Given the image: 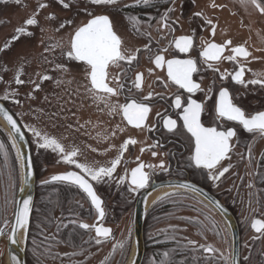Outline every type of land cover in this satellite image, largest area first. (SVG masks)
Instances as JSON below:
<instances>
[{"label":"flooded vegetation","instance_id":"obj_1","mask_svg":"<svg viewBox=\"0 0 264 264\" xmlns=\"http://www.w3.org/2000/svg\"><path fill=\"white\" fill-rule=\"evenodd\" d=\"M259 2L264 5V0H259ZM135 3L136 0H129L128 6ZM114 8L117 12H114L111 16L107 15L113 22L114 30L123 39L124 49L128 54H136V49L141 51L138 53V63L134 62L131 70L124 62H121L119 67H109L108 82L110 86L117 87L116 78H119V83L125 86L118 97L112 98V102L122 105L131 102L132 99L142 100L145 95L152 92L154 99L150 102L146 101V103L151 104L152 111L143 128H134L127 123L122 113L110 114L109 109L103 104L97 105L93 101L91 93L86 90L88 81L85 78V72H83L84 86L81 87L82 89L79 92L81 104V109L78 112L79 127L70 126L64 129L68 130L79 141H83L89 152L93 156L99 157V162L105 167H109L111 161L117 158L119 150L126 140L129 138L136 140L137 143L129 145L128 149L123 153L122 166L119 165L117 167V169L121 167L124 171V185L128 189L130 187V172L137 167L138 163L157 166L154 170L145 168V171L149 172L151 176L149 186L131 194L133 203L131 214L129 215L132 222L129 248L124 247L121 249L116 247L119 244V238L114 226L118 225L119 214L113 210L111 218H109L110 214L106 209L107 198L100 192L99 183L90 181L97 195L102 200V207L105 210V217L102 221H99V225L111 229L112 234L107 239L99 238L101 243L97 244L94 230L86 231L78 227L80 222L89 225H94L98 222V213L86 194L77 187L65 182H53L49 179L48 183H43L42 185L46 187H48L47 185L58 184L68 186L67 188L79 194L77 196H79L81 201L80 204H84L82 207H84L85 212H82V209L80 211L77 208L72 209L69 205H66L62 210L61 205L54 198L44 197L42 199L40 197L38 191L43 187H39L36 179L33 206L37 226L36 234L33 236L35 238L34 249L36 252L32 256H29L26 252L25 262L26 264H126L132 251L133 253L136 252V247L134 246V219L137 201L144 194L150 197L161 189L174 188L178 191L159 198L145 214L141 233L143 252L139 264H160V261L164 259L162 256L164 252L171 254L169 258L175 264H221L220 262H214V260L208 263L197 262L199 255L216 258L215 254L221 252L212 244L203 242L200 236L187 235L188 233L184 230L182 206L185 198L206 207L210 217L218 220L215 223L211 222V224L220 230L218 232L222 236V233H226L224 236L227 239L228 247L225 253H227V264H231L230 230L216 209L207 203L202 196L191 190L192 188H197L211 196L233 217L239 238V264H242L241 223L239 222L236 208L227 200V197L231 195L229 192L232 180L231 159L222 161L217 169L218 171L223 167H228L229 172L225 173L219 181L209 179L207 170L196 168L190 160L194 150V143L190 139L189 134L182 128L178 130L177 134L168 133L162 127V123L158 122L160 118L157 117V112L171 115L173 119H177L176 112L178 110L170 107V105L174 94L182 92V90L171 84H169L168 88H165L160 83V80L167 81L166 70L156 69L154 64L150 62L149 56H154L155 53L160 52L163 48L169 47L174 38L194 34V47L190 53H179L172 46L169 47L167 53L163 54L166 59H186L190 57L197 60L200 71L194 74L193 79L201 84L205 92L210 87L213 88L212 99L206 101V112L202 115V122L205 126H217L213 122L212 108L216 94L221 86L229 89L235 97L234 102L245 110L247 114H256L264 111V86L248 84L247 87H244L235 84L230 76L226 81H221L219 76L221 74L234 73L239 66H243L245 68L244 80L246 82L253 79L264 81V13H261L251 3L247 5L241 4L240 0H174V2L173 0H151L148 5L140 4L135 7L116 5ZM168 9H172L168 14L169 23L175 31L165 29L158 23ZM195 13H202V16H195ZM130 16H135L140 20L138 27L143 35H138L134 31L130 21L127 19ZM209 20L212 22L211 25L206 23ZM173 21H176V23L173 24ZM212 25L215 26L214 36L212 35ZM149 35L151 39L148 38ZM202 40L218 44L231 41V44L225 50V57L234 55L231 49L237 46H243L249 56L246 59L237 57L235 61L222 60L219 64H214L219 69L218 72L214 73L203 63L199 56L200 51H202ZM145 45L151 47V52L144 51ZM76 63L80 64L79 62ZM149 69L153 70L151 75L149 74ZM138 72L144 74L142 91L132 86L135 75ZM205 92H197L192 98L198 102L205 101ZM160 95H163L165 99L161 100L159 98ZM187 95V93L183 94V96ZM180 124H182V121L178 120V125ZM224 127H232L237 133L232 140L233 151L230 153V157L239 155L245 162H253V158L256 157L253 145L258 141L264 142V137H261L258 133H247L242 126L235 124V122H226ZM149 128L155 130L149 131ZM87 141L91 143V147L87 145ZM157 143L159 146L153 148L152 145ZM249 147L251 148V159L248 156ZM142 148L144 149L143 153L141 152ZM153 151L157 153L155 157L152 155ZM258 154L259 157L257 156L256 159L257 165L254 167L253 176L249 173L243 175L245 180L250 178L251 181L249 183L245 181L239 186L240 200L241 196H243V200L247 204L255 203L256 207L258 206L255 210L256 216L252 220H264V176L260 175L264 174V149L260 150ZM161 163L165 166L163 169L158 167ZM248 168L252 169L253 166ZM242 170L247 172L246 167L242 168ZM68 171L79 172L76 168H71ZM249 184L252 185L251 188H249ZM118 188L119 186L116 183L110 184L112 200L118 199ZM45 200L47 203H45ZM241 203H244V201L241 200ZM42 204L47 209H43ZM115 205L117 206L116 203ZM87 210L90 211L89 214H87ZM56 211L60 212L55 213ZM258 214L261 216H257ZM87 217L94 218L88 223ZM70 220L77 221V224L69 223ZM251 221L249 230L254 235H258L251 228ZM62 224H67V227L61 226L58 229L57 225ZM195 229L202 232L198 227H195ZM189 241H194L196 246L211 245L215 251L206 253L203 248L199 247H197V250H193V245H190ZM27 242H29V239H27ZM52 253H58V255L55 254L53 256Z\"/></svg>","mask_w":264,"mask_h":264},{"label":"snow or ice","instance_id":"obj_2","mask_svg":"<svg viewBox=\"0 0 264 264\" xmlns=\"http://www.w3.org/2000/svg\"><path fill=\"white\" fill-rule=\"evenodd\" d=\"M13 2V0H0V3L7 4ZM16 3H19V0H15ZM57 3H60L63 8H69V4L65 3L64 0H56ZM89 4L94 7L108 8L111 6L118 5L121 0H88ZM174 2V0H173ZM241 4L247 5L251 3L257 7L261 13H264V5H262L259 0H240ZM151 3V0H136L134 5L126 7H135L140 4L148 5ZM48 7L47 4H40L39 9ZM172 9L168 11L161 17L159 24L165 29L170 31H175L169 23V13ZM88 16L91 17L86 23L81 26H77L73 33L70 34L69 40V49L66 53L62 55L66 56L67 60L70 62H79L83 66L85 72V78L88 81L86 85V90L91 93L93 101L97 105L103 104L106 108L109 109L110 114L120 112L123 114V118L127 123L134 128L141 129L145 126L149 114L152 111V106L150 102L154 99V94L149 92L143 97L142 100L132 99L131 102L125 104H114L112 98L118 97L124 90V84L119 83V78L117 79V87L110 86L108 82L109 72L108 69L110 66L119 67L121 62H124L131 70V66L135 63H138V53L140 49H136V54H128L124 49V41L120 35L114 30L113 22L107 14H94L92 11L87 12ZM195 16H202V13H195ZM49 19L55 20L56 17L50 16ZM130 21L132 28L138 35H143L140 33L138 25L140 20L135 16L127 17ZM173 24L176 21L172 22ZM207 24L211 25L212 22L206 21ZM38 21L35 18H28L25 21V26L19 27L16 29V35L12 37V41L19 40L23 36H31L32 33L26 31L28 26H37ZM67 24H72V21H68ZM65 27V23H60L57 31ZM212 35H215V26L212 25ZM151 39L150 35L148 37ZM193 35H182L178 38H174L169 47L174 46L179 53L188 54L193 50L194 47ZM231 41H226L223 44H218L215 42L203 41L202 40V51H200L199 56L203 63L207 65L214 73L218 72V67H215L214 64H219L222 60L235 61L237 57L247 58L249 53L243 46L233 47L231 49L234 55L225 57V50L229 47ZM11 46L10 43H6L4 48L7 49ZM169 47L163 48L160 52L154 54V56H149V60L154 64L156 69L162 71L166 70L167 81L160 80V83L168 88L169 84L176 86L177 89L182 90L174 94L172 99V104L170 107L178 110L176 112L177 119H173L171 115H165L160 112H157V117L160 118L158 121L162 123V127L167 130L168 133L177 134L178 130L182 128L189 134L190 139L194 143L193 154L190 157L192 163L195 167L202 170H207L208 178L213 181H219L225 173L229 172L228 167H223L221 170H218V166L221 165V162L228 159L230 160V153L233 151L232 140L237 135L236 131L232 127H224L226 122H235V124L242 126L243 130L251 134H259L261 137H264V111L257 112L256 114H247L240 106H238L234 101L235 97L231 94L227 87L221 86L216 94V99L213 104V122L217 126H205L202 122V115L206 112V101L212 99L211 93L213 88L210 87L207 92L202 88L200 83H197L193 76L195 73L200 71L198 67V62L193 58L186 59H166L163 53L169 51ZM47 50V49H46ZM3 51V49H0ZM144 51L151 52V47L145 45ZM56 71L67 73L70 71L68 67L64 64H56ZM4 71H7L5 68ZM149 74L151 75L153 70L149 69ZM245 68L239 66L238 70H235L234 73L221 74L219 79L221 81H226L231 77V80L238 85L247 87L248 84L252 85H261L264 86V81L259 79H253L250 81L244 80ZM25 75L23 69H20L14 76V83L16 85H24L25 83H32L34 85L33 92L41 91V84L44 81H49L53 79V76L48 74L36 75L39 78V82L36 80L29 79L25 81L21 77ZM159 79V78H158ZM57 84L63 83V81L57 80ZM144 82V74L138 72L135 75L133 80V88L142 91ZM197 92H205V101L198 102L192 97ZM184 93H187V96H183ZM12 96H18L19 92L15 91L10 93ZM30 99H35L32 93L28 94ZM183 97V98H182ZM159 98L164 100L165 97L160 95ZM3 100L9 99V94H5L2 97ZM47 100V97H45ZM14 103L19 104V100H15ZM0 116L10 125L12 132V147L17 148V159L21 162V165H24L25 157L22 152H20L16 144V136L19 135L20 140H23L24 137L21 134V129L18 127L17 121L14 119V115L10 114L3 106H0ZM178 120L182 121V124L178 125ZM33 135L37 138L38 147L41 149L48 150L50 149L53 153H58L63 158V163L68 165H73L77 171H69L65 174L54 175L51 177L53 182H65L69 185L77 187L86 196L90 199L91 204L95 207L96 212L98 213V222L94 225H89L87 223L80 222L78 227L80 229L91 231L94 230L96 234V243L100 244L101 239H107L111 236V229L100 226L99 221H102L105 217V210L102 207V200L97 195L94 190L93 184L90 181H95L99 183L103 178H111L113 173L116 171L117 167L120 165L121 160L123 159V153L128 149L129 145H135L136 140L129 138L126 140L119 150V155L117 158L111 161L109 167L101 166L99 168H93L84 163L77 162L78 150L73 149L70 152H66L64 146L55 138H50L47 134H42L40 131H37L35 128L30 129ZM149 131L155 129L149 128ZM157 144H153L152 147H158ZM4 144L0 143V151H4ZM144 149H141L143 153ZM153 157L157 155L155 151L152 152ZM5 156L7 153L5 152ZM249 159H251V148L249 147L248 151ZM138 159V158H137ZM156 165H145L144 163H138L137 167L131 170L130 172V187L131 192H136L141 189H146L150 184V173L145 171V168L154 170ZM161 169L165 166L163 163L158 165ZM27 177L30 179L32 176V164L31 160H28L27 163ZM123 180V178H121ZM24 183H28V180L25 179ZM48 183V181H44ZM187 187V185H186ZM252 185L249 184V188ZM23 190V188H21ZM219 207V205H216ZM32 212V199L29 197L25 199L22 203V206H18V210L15 212V223L10 225V230L12 236L9 239L13 243H16L14 239L18 231H23L27 235L30 216ZM69 223L77 224V221L70 220ZM4 224L6 227L9 226V221L5 220ZM61 226L67 227V224L57 225L59 229ZM251 228L258 234L257 238L264 237V220L262 219H253L251 221ZM5 234V229L0 228V235ZM54 238V237H53ZM190 245H193V250H197V247L203 248L206 253L214 252L215 250L211 245H200L196 246L194 241L188 242ZM116 247L123 249L125 244L121 242L116 245ZM75 255V253H73ZM170 253L164 252L162 256L163 260L160 261V264H175L171 260ZM247 259V257H245ZM18 264V262H17ZM133 264H136L133 260ZM231 264H235V258H232Z\"/></svg>","mask_w":264,"mask_h":264},{"label":"rangeland","instance_id":"obj_3","mask_svg":"<svg viewBox=\"0 0 264 264\" xmlns=\"http://www.w3.org/2000/svg\"><path fill=\"white\" fill-rule=\"evenodd\" d=\"M64 2L69 4V8H63L56 0H19V3L13 0L7 4L0 3V49H3L0 51V101L14 115L26 135L37 183L39 187H43L38 191L40 197L42 199L44 197L54 198L61 205L62 210L66 205H69L72 209L77 208L79 211L82 209V212H85L84 207H82L84 204H80L81 201L77 196L79 194L76 191L59 184L47 185L48 187L42 185L44 181L49 182L50 176L65 173L75 167L63 163V158L58 153H53L50 149L39 148L37 138L30 129L35 128L42 134L57 139L64 146L66 152L73 149L78 150L77 162L93 168L102 166L99 157L93 156L83 141H79L68 130L64 129L70 126L79 127L78 112L81 109L79 92L84 86V70L80 64L68 61L62 53H66L69 49L70 34L73 33V30L91 18L87 14L88 11H92L94 14H109L110 16L117 11H115L114 6L108 8L94 7L89 4L88 0H64ZM128 2L129 0H121L118 5L125 6L128 5ZM40 4H47L48 7L39 9ZM53 15L56 19H49ZM28 18H35L38 21L37 26L26 27V31L31 32L32 35L12 41V37L16 35V29L25 26V21ZM68 21H72V24H67ZM60 23H65V27L57 31ZM6 43L11 44L7 49L4 48ZM56 64H64L70 71L67 73L56 71ZM5 68L7 71H4ZM20 69H23L25 73L21 77L25 81L31 79L39 82L37 73L51 75L53 79L44 81L41 84V91L33 92L34 85L32 83H25L24 85L14 83V76ZM57 80L63 81V83L58 85ZM15 91L19 92L18 96L10 95ZM29 93H32L35 99H30ZM5 94H9L8 100L2 99ZM15 100H19V104L14 103ZM75 133L77 132L75 131ZM0 143L5 146L4 151H0V228L5 229V234L0 235V264H6V238L8 235L6 231H9L19 188V167L12 144L1 127ZM87 145L90 146L91 143L87 141ZM262 149H264V142H255L253 151L256 157L254 156V160L252 159L253 162H245L239 155H234L230 160L232 180L229 192L231 195L227 197V200L236 208L241 223L242 264H264V237L257 238L258 235H254L249 230V223L256 216L255 210L258 206L256 207L255 203L247 204L243 200V196H241V200L244 203H241L239 195L240 184L251 181L250 178L245 180L243 175L249 173L253 176L254 167L257 165L256 159ZM5 152L7 156H5ZM120 166H122L121 163ZM250 166L253 168L249 169ZM245 167L247 172L242 170ZM260 175L264 176V174ZM113 176L103 178L99 182V190L107 198L106 209L110 214L109 218H111L113 210L119 214L118 225L114 226L118 234L119 244L123 242L125 247L129 248L132 229L131 217L129 216L133 203L132 192L124 185L125 174L121 167ZM111 183H116L119 186V196L116 200L111 199ZM45 203H47L46 200ZM44 204H42L43 209L46 208ZM182 206L184 230L188 233L187 235L194 237L198 235L203 242L212 244L221 252L215 254L216 258L199 255L197 262L208 263L214 260V262L227 264L225 251L228 245L224 236L226 233H222V236L218 232L220 230L211 224V222L215 223L218 220L210 217L206 207L190 199L185 198ZM59 212L56 211L55 213ZM89 213L90 211L87 210V214ZM34 215L32 208L27 235L29 242L26 241L25 247V253L27 252L29 256L36 252L33 236L36 234L37 226ZM257 216L261 215L258 214ZM93 218L87 217V222H91ZM5 220L9 221L8 228L4 224ZM195 227H198L202 232L196 231ZM61 251L65 252L64 250ZM55 254L58 255V253H52L53 256Z\"/></svg>","mask_w":264,"mask_h":264},{"label":"water","instance_id":"obj_4","mask_svg":"<svg viewBox=\"0 0 264 264\" xmlns=\"http://www.w3.org/2000/svg\"><path fill=\"white\" fill-rule=\"evenodd\" d=\"M0 106H3L6 110L9 111V109L2 102H0ZM10 114H12V113L10 112ZM14 119L16 120L15 117H14ZM0 123L7 130V133H6V131L2 128V125L0 124V127L5 131L6 135L8 136V138L12 144V132L10 129V125L7 124V122L2 118V116H0ZM17 123H18V121H17ZM18 127H20V129H21V134L23 135L24 139L20 140L19 135H17L16 136V144H17L20 152L23 153L25 160H24V165L22 166L21 162L17 159L18 167H19V188H18L17 195L15 198L14 211H13V216H12V220H11L10 225L15 223V212L18 210V206H22L23 201L25 199H28L29 197H31L32 208H33L34 197H35L36 179H35V174H34V169H33L31 151H30L28 140H27V138H26V136H25V134H24L19 123H18ZM13 149L15 151L16 158H17V148H13ZM29 159L31 160V164H32V169H31L32 176L30 179L27 177V172H28L27 163H28ZM67 172H69V171H67ZM67 172H65V173H67ZM65 173H60V174H56V175H61V174H65ZM51 177L52 176L49 177L50 180H51ZM25 179L28 180V183H26V184L24 183ZM21 188H23V190H21ZM191 190H193V192H195V193H198L200 196L203 197V199L207 203H209L213 208H215L216 211L221 215V217L223 218V220L227 224V227L231 233V246H232L231 261H232V258L234 257L235 258V264H239V238H238L237 227H236V224H235L233 217L222 206H220V204L218 202H216L211 196L206 194V192H204L203 190H200L197 188H192ZM148 199H149L148 195L144 194L143 196H141L139 198V200L137 201L136 206H135V219H134L135 243H134V246L136 247L135 248L136 252L133 253V257L131 259V264H133V260H135L136 264H139L141 261L142 252H143L141 233H142L143 220L145 218V214L148 211V209H147ZM216 205H219V207H217ZM31 214H32V212H31ZM30 219H31V216H30ZM7 228H6V230H7ZM28 230H29V228H28ZM19 232L20 231H18L14 237V239L16 240V243H13L12 240L9 239V237L12 236L10 227H9V231L8 230L6 231V234L8 233L7 238H6V260H7L8 264H17V262H18V264H26L25 263V247H26L28 232H27V235H24V244L23 245H21V243L19 241Z\"/></svg>","mask_w":264,"mask_h":264},{"label":"bare ground","instance_id":"obj_5","mask_svg":"<svg viewBox=\"0 0 264 264\" xmlns=\"http://www.w3.org/2000/svg\"><path fill=\"white\" fill-rule=\"evenodd\" d=\"M1 124V123H0ZM2 125V124H1ZM2 128L6 131V133H7V130L3 127V125H2ZM176 191H178L177 189H174V188H166V189H161V190H159V191H157L156 193H154V194H152V196H150L149 197V199H148V201H147V209H149L159 198H162V197H164V196H167V195H169V194H171V193H174V192H176ZM24 235H25V233L21 230L20 232H19V241H20V243H21V245H23L24 244ZM132 257H133V251H132V253H131V255H130V258H129V260L127 261V263L126 264H130L131 263V259H132ZM6 264H8L7 263V260H6Z\"/></svg>","mask_w":264,"mask_h":264}]
</instances>
